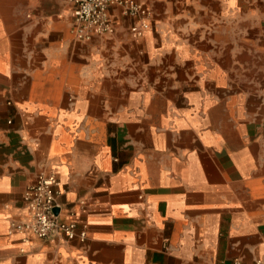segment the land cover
Segmentation results:
<instances>
[{
  "label": "crops",
  "instance_id": "obj_1",
  "mask_svg": "<svg viewBox=\"0 0 264 264\" xmlns=\"http://www.w3.org/2000/svg\"><path fill=\"white\" fill-rule=\"evenodd\" d=\"M144 2L0 0V264H264V0ZM41 174L84 242L11 229Z\"/></svg>",
  "mask_w": 264,
  "mask_h": 264
},
{
  "label": "built area",
  "instance_id": "obj_2",
  "mask_svg": "<svg viewBox=\"0 0 264 264\" xmlns=\"http://www.w3.org/2000/svg\"><path fill=\"white\" fill-rule=\"evenodd\" d=\"M74 5L73 18L76 23L78 37L89 40L92 36L110 35L114 32V21L111 8H117L123 16L136 21L130 32L139 37L149 28L150 11L144 0H71ZM61 194L56 177L39 175L23 194V202L27 219L13 222L10 227L25 236L26 239L36 238L53 242L62 237L67 241L78 238L84 242L85 230H78L73 219L60 217L61 207L58 197ZM70 216H72L70 214ZM230 264H242L234 259ZM255 264H262L256 261Z\"/></svg>",
  "mask_w": 264,
  "mask_h": 264
}]
</instances>
